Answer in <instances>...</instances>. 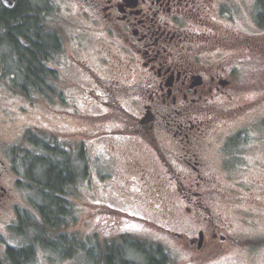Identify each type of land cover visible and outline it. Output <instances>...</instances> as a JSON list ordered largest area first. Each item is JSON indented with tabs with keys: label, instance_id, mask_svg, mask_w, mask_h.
I'll return each mask as SVG.
<instances>
[{
	"label": "flooded vegetation",
	"instance_id": "obj_1",
	"mask_svg": "<svg viewBox=\"0 0 264 264\" xmlns=\"http://www.w3.org/2000/svg\"><path fill=\"white\" fill-rule=\"evenodd\" d=\"M21 1L16 0L14 7ZM24 1L37 8L53 34L60 30L49 21L53 13L46 12L47 1L51 7L67 10L74 4L81 9V21L69 19L75 31L73 50L65 55L71 81L57 64L59 54L66 51L60 33L62 50L52 49L41 67L45 74L39 76L43 82L35 99L46 114L78 125L76 130L47 133L58 141L60 133L71 137V143L66 138L68 145L78 154L72 164L81 168L84 185L90 163L95 165L99 184L94 192L99 186L103 199L89 203L121 217L110 226L115 238L127 244L124 253L138 254L133 245L139 232L155 234L164 242V247L149 243L141 248H157L159 264H178L181 254L193 264H206L244 246L237 243L238 234L229 230L228 220L214 209L219 194L213 186L234 179L236 171L264 167L254 143L260 136L241 133L253 150L242 154L231 149L236 130H221L240 119L239 110L254 103L236 104L237 96L264 90V0ZM256 27L262 33H252ZM22 95L28 105L33 103L29 94ZM27 111L20 109L22 114ZM43 130L27 123L15 141L6 140L0 120V219L4 229L38 233L36 254L38 248L55 251L59 245L54 231L62 225L60 214L67 216L70 210L68 188L76 182L73 177L62 194L52 196L62 199L61 213L46 207L45 196L39 193L44 190L42 178L27 182L30 169L41 165L39 155H33L37 161L27 158L24 144L47 134ZM91 147L98 149L93 158ZM27 185L37 194L24 201L40 224L17 210L19 194L25 196ZM71 243L67 239L66 245ZM0 246L7 261H28L34 253L28 246L5 242ZM10 249L21 254L19 259L10 257ZM141 256V263L148 264ZM133 259L121 257L113 264H136Z\"/></svg>",
	"mask_w": 264,
	"mask_h": 264
},
{
	"label": "rangeland",
	"instance_id": "obj_2",
	"mask_svg": "<svg viewBox=\"0 0 264 264\" xmlns=\"http://www.w3.org/2000/svg\"><path fill=\"white\" fill-rule=\"evenodd\" d=\"M47 6L49 9L46 10V12H49L50 15L53 13L49 21L54 23L60 30L66 45V51L62 54L60 53L61 55L59 54L57 57V64L62 68L67 81H71L69 80L70 76L67 72L65 55L73 50L74 40L72 36L75 31L73 30L72 32L69 24L70 20L74 22L81 21V9L74 4L67 10L63 9V7H51L48 1ZM251 32L262 33L257 27L252 28ZM13 55L14 54L7 45L0 43V120L3 123V130L6 132L5 139L10 140L13 138V141H15L19 132L23 127H26L27 123L41 125L46 133L49 129L59 131H64L66 129L72 131L78 129V125L73 120H66L60 115L54 117L51 113L46 114L44 110L42 111L40 108L41 106H39V101L35 99V94H32V96L29 94V99L33 103L27 104V100L22 95L26 93L19 89L21 88L20 86H15L10 79L9 72L11 67L8 65V61L13 58ZM2 61L5 63L7 62V73L5 75L3 74ZM243 100H245V104L250 101L254 103L248 105V107L245 106L243 108L244 111L239 110L236 116H239L240 119L229 123L221 130H236L234 135L235 146L232 145L231 149L236 153L240 152L242 154L247 151L252 153L253 150L249 149L245 144L246 140H244V136H240L241 133L244 134V132H247L246 136L250 135L255 138L260 136L261 140H259V142L255 141L254 143L257 145L255 149L261 153V158L263 160L261 164L264 165V90H250L249 93L244 96H237L236 104H242L241 102ZM21 107L27 108L28 111L25 114L20 113ZM58 135L59 141L50 133H44L43 137L35 136L33 138L42 139L50 145L52 143H57L58 148L67 152L72 160L78 158L77 152L73 151L68 145V140L69 143L72 142V139H69L71 137L68 138L62 133ZM24 147L27 158L31 157L35 161H37V158L33 156L34 154L39 156L48 155L40 145L34 146V142L32 144L27 142L24 144ZM96 151H98L96 147H91V158H93ZM124 151L126 152L127 150ZM37 170L38 169L34 167L30 169L27 178L28 183H32L30 181L31 177H36ZM89 172V179L84 185L82 170L78 165L76 177L79 179L75 180V185H73L72 188H68V196L71 205L67 216L71 213L70 217L67 218L63 213L60 214V216L63 217L62 225H59L58 229L54 231L55 234H58V239L59 234H62L65 240L71 239L74 244L71 243V245L68 246L61 242L55 251L54 249L47 250L40 248L39 250L38 248L36 254L35 249L37 247V242H35V237L38 233L30 232L27 229H18L17 231L14 228L12 231L10 229H4V222L1 219L0 243H11L21 247L28 246L30 249H34V253L30 260L27 262L24 261L22 264H105L102 261L113 264L115 261H118L115 255L112 260L106 259L105 253L108 255V251L114 253L117 251L122 252V257L126 261L134 258L133 260L137 261L136 264H142L141 251L137 250L136 245H139L141 248H146L150 243L153 247H164V242L160 243L161 241H159L157 235L139 232L136 237L138 238L136 240L138 243L133 245L138 254L133 253L131 250H129V253L128 251L124 253L123 249L127 247V244L123 241L119 242L118 239L115 238L114 231L111 229L113 225L110 226L111 223L121 221V217L114 212L108 213L101 211L100 206L89 203V201L100 202L103 199L99 186L97 187V193L94 192L95 185L99 184V182L95 180L96 173L93 163L89 165ZM233 177L235 178L222 181L219 186H213L216 189L214 193L217 194L218 192L219 194L215 197L213 205L214 209L220 212L225 220H228V226L230 224L229 230L232 234H238L236 235L237 243L242 244L244 242V246L239 247L237 251L230 256H226L219 261H206V264H264V167L257 168L256 170L252 169L251 172L242 170L236 171ZM89 182L91 188L88 186ZM241 182H243V184H241ZM250 183L251 186H248ZM28 185L25 187V196L19 194L20 202L18 203L17 210L23 215L32 216L30 219L40 224L35 211L30 208L28 202L24 201L25 198H27V201L36 199L37 193L34 187ZM134 189L135 187H132V190ZM7 218L8 216L5 217V219ZM137 227L134 229L140 230ZM107 229L111 231L109 232ZM48 234L51 235L49 230ZM146 238L149 239L150 242H148ZM170 246L174 247L173 245ZM108 247L111 248L108 250ZM62 250L65 252L69 250L73 251L71 254L66 255L65 252L62 253ZM2 251V246H0V264H13L3 257ZM171 252L174 254L175 251L171 250ZM188 258V255L181 254V262H178V264H193L192 261H188Z\"/></svg>",
	"mask_w": 264,
	"mask_h": 264
},
{
	"label": "trees",
	"instance_id": "obj_3",
	"mask_svg": "<svg viewBox=\"0 0 264 264\" xmlns=\"http://www.w3.org/2000/svg\"><path fill=\"white\" fill-rule=\"evenodd\" d=\"M0 43L10 47L14 54L13 58L8 61V65L11 67L9 75L13 84L20 86L19 89L32 96L43 82V79L39 80V76L45 74L43 70H40L41 67L46 65V60L49 59L52 49L58 52L61 51L62 38L59 32L53 34L46 30L45 25L39 18L37 8H33L31 4L22 0L10 10L0 4ZM6 63L2 61L4 75L7 73ZM34 145H40L48 153V155L38 157L41 166L37 167L36 178H42L43 182L40 181L39 183L44 188L39 193L45 196L44 202L46 207L48 205L50 211L61 213L63 210L62 199L60 197H56V199L52 196L62 194L64 192L63 188L73 177L76 180V165L72 164V159L67 152L58 147H52L46 141L35 139ZM51 215L46 213L45 216L51 217ZM61 220L59 219V221ZM61 242L67 244L64 235L59 234V244ZM136 246L148 264H159L160 261L157 259H160V257H157V248L154 250L149 247L142 251L139 245ZM110 248L108 247V250ZM9 252L12 259H14V256L19 259L21 255L18 256V253L16 255L13 249H10ZM63 252L65 251L62 250ZM65 253L68 255V252ZM114 255L117 260L122 257L119 251L116 253L108 251L107 259L112 260ZM22 262L24 261H11L13 264H22Z\"/></svg>",
	"mask_w": 264,
	"mask_h": 264
},
{
	"label": "water",
	"instance_id": "obj_4",
	"mask_svg": "<svg viewBox=\"0 0 264 264\" xmlns=\"http://www.w3.org/2000/svg\"><path fill=\"white\" fill-rule=\"evenodd\" d=\"M0 2L3 4L4 7L6 8H13L16 0H0Z\"/></svg>",
	"mask_w": 264,
	"mask_h": 264
}]
</instances>
